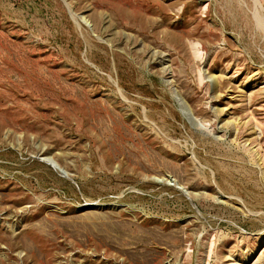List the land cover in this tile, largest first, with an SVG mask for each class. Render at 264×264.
I'll list each match as a JSON object with an SVG mask.
<instances>
[{
    "label": "rangeland",
    "instance_id": "374dc122",
    "mask_svg": "<svg viewBox=\"0 0 264 264\" xmlns=\"http://www.w3.org/2000/svg\"><path fill=\"white\" fill-rule=\"evenodd\" d=\"M0 264H264V0H0Z\"/></svg>",
    "mask_w": 264,
    "mask_h": 264
}]
</instances>
